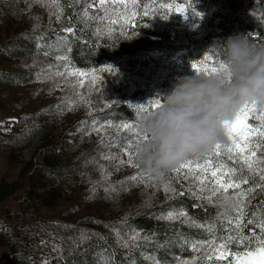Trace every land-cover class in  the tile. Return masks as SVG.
<instances>
[{
	"label": "rangeland",
	"instance_id": "rangeland-1",
	"mask_svg": "<svg viewBox=\"0 0 264 264\" xmlns=\"http://www.w3.org/2000/svg\"><path fill=\"white\" fill-rule=\"evenodd\" d=\"M57 4L56 0H46L44 4L35 3L34 0H0V187L5 186V192L0 194V199L9 195H21L25 186L29 190L33 184H37L35 194L41 197L37 198L38 204L47 203V208L54 216L71 223L81 220V225L103 232L112 241H117V231L121 237L127 239L133 230L129 232L120 221L127 220L129 216L142 214L148 209H155L160 215H167L168 212L178 213L166 204L172 193H166L163 186L169 178L159 175L155 168L141 167L146 172L145 182H133L131 176L137 173V169L127 163L118 165V160H107L103 156L115 155L127 161L128 156L122 151L127 143L123 137L134 138V134L126 130L121 131L115 141L119 146H111L108 143L101 145L102 137L117 134L113 128H108L106 132L88 134L92 121H98L100 124L107 122L99 114L107 109L105 103L113 100L114 90L111 86L114 83L115 87L131 100V105H146L150 100L157 98L161 101L164 97L157 93H169L178 82V77L194 76L196 73L191 64L202 60L206 55L187 48L140 52L115 61L111 66L116 72L110 78V74L105 75L98 69H80L89 73V76L84 78L83 87H73L80 78L66 79L57 75L58 71H64L65 62L56 59L58 55L64 54L60 40L62 36L56 35L53 42L38 39L41 37L38 30L53 31L58 27L56 16L60 9L56 7ZM141 4V0H137L138 7L132 9L129 5V11L138 13ZM160 5L173 7L164 9ZM177 8L181 7L174 3H165L164 0H145L144 4V10L162 14L166 12L168 19H164L165 23L181 36L197 24L203 13L196 11L202 14L197 16L185 9L181 14ZM109 15L115 18L111 11ZM97 22L105 29L117 27L107 21ZM120 23L127 26L123 19ZM8 41L12 42L4 46ZM18 49H22L24 54H18ZM92 70L104 77L101 92L90 83ZM14 74L24 75L25 80H17ZM136 93L146 97H136ZM260 108L256 106L257 110ZM83 121L87 123L82 124ZM25 127L32 131L42 129L50 136L53 144H69L65 149L62 148L60 160L67 167H76V173L57 179L49 190L41 189L40 177L37 174L28 176L31 166L25 163L21 150L14 145L16 140H9L15 132H20ZM24 135V132H21L20 136ZM220 144L221 152L224 153L229 144L225 135ZM210 150L201 154V157L208 156ZM257 155L259 156V152ZM137 158L138 156L134 157L136 163ZM89 159L92 161L87 162ZM212 159L215 164L229 163L223 154L219 159ZM149 169L151 176L147 175ZM182 171L187 173L188 170ZM113 175H117L115 181L110 180ZM28 178L31 180L29 185ZM177 179L178 182L175 183L180 182L183 186L196 190L191 179L185 180L183 175H179ZM2 189L0 188V192ZM204 195L209 193L205 192ZM213 200L228 204L233 215L238 207L232 201L224 202L220 196L214 197ZM174 244L175 247H180L179 244ZM191 255L176 258L169 255L168 263L165 264L193 260L197 263L203 260V250H192ZM9 260L10 255L4 243L0 241V262Z\"/></svg>",
	"mask_w": 264,
	"mask_h": 264
},
{
	"label": "trees",
	"instance_id": "trees-1",
	"mask_svg": "<svg viewBox=\"0 0 264 264\" xmlns=\"http://www.w3.org/2000/svg\"><path fill=\"white\" fill-rule=\"evenodd\" d=\"M56 1L63 8L58 27L53 31L40 29L39 36L53 42L56 35H67L61 31L62 28L75 24L77 36L80 39L72 40L71 52L67 55L72 66L79 69L100 71L105 65H112L121 58L140 52L185 50L186 48L206 56L218 53L219 58L224 60V42L229 36L240 34L251 37L249 40L253 44L264 45V0H164L165 3H174L189 11H191L189 7L191 5L195 11L203 13L197 24L187 29L181 36L169 28L165 20L161 18L162 13L150 10L149 12L154 14L143 17V12L147 10H144L145 0H141L139 15L135 18L140 24V27L135 29L139 34L134 38H124L119 36L118 32L111 37L104 35L97 38L94 35L96 27L104 31L107 29L101 27L97 21L86 18L78 22V18L73 15L74 12L82 11L84 0L73 7H69L71 0ZM69 17L72 18L71 23H69ZM144 23L148 26L143 27ZM125 28L131 36L132 29L128 28V25ZM81 29L83 31H80ZM11 42L8 41L4 46ZM18 50L20 51H17L18 54H24L22 49ZM62 52L64 54L66 52L65 45ZM102 73L109 75L107 72ZM14 75L19 81L25 80L24 75ZM108 77L110 78L111 75ZM111 87L114 90L112 102L119 103L114 107H107L99 114L100 117L114 123H130L140 132L137 110L134 106L129 107L131 100L115 87V83ZM157 94L160 97L166 95L165 93ZM135 96L146 97L140 93H136ZM21 132L25 134L23 137L20 136ZM49 137L42 129L32 131L29 127H25L9 138L10 142L16 140L14 145L21 150L25 163L31 166L28 176L37 174L41 179L40 188L44 191L53 188L57 179L77 171L76 167H67L60 160L62 148L65 149L69 144L63 145L60 142L53 144ZM190 158L203 160L201 155ZM91 161V159L87 160V162ZM140 162L141 160L137 158V163ZM140 167L150 168L144 163H141ZM165 176L170 178L173 172H168ZM116 178L117 175H113L110 180L115 181ZM29 184H31L30 178H28ZM252 185L253 181L250 180L248 185L243 186L247 188ZM172 186L177 192L184 190L185 195L175 196L166 204L178 212L185 211L191 222L181 224L179 220L158 219L162 215L155 209L145 210L142 214L135 213L127 220L120 221V224H123L129 232L135 230L140 232L141 236H155L154 241L133 251L131 256L128 254V249L119 247L117 241L107 238L103 232L81 225V220L71 223L54 216L47 208V203L38 204L37 198L41 197L35 194L37 184H33L29 190L25 186L21 195H9L0 199V241L4 243L10 255L9 261H2L0 264H103L101 254L110 256L112 253H115V256L111 264H128L130 259H135L136 264H151L145 256H154L160 264H165L168 263L169 255L173 258L192 256L191 243L200 239H211V235L198 225L215 224L217 233L224 235L225 233L220 231V222L224 217L233 215L232 209L228 204H221L220 201L213 200V203L209 204L206 201L196 200L187 191L189 188L180 182L175 183V180ZM0 188H3L0 194H3L5 186ZM253 196L245 210L247 213L245 222L252 218L253 213H256L258 218H264V192L256 190ZM194 204L202 206L193 207ZM244 231L248 233L247 228ZM178 238L189 241V244L175 247L174 241ZM156 241L161 245H164L166 241L173 243L160 248L156 246ZM140 243L144 244L142 241ZM141 252L145 256H142ZM195 264H207V262L201 260Z\"/></svg>",
	"mask_w": 264,
	"mask_h": 264
},
{
	"label": "snow or ice",
	"instance_id": "snow-or-ice-1",
	"mask_svg": "<svg viewBox=\"0 0 264 264\" xmlns=\"http://www.w3.org/2000/svg\"><path fill=\"white\" fill-rule=\"evenodd\" d=\"M35 3L44 4L46 0H34ZM81 2V0H71L69 7H73ZM129 5L132 9L138 7L137 0H84V8L82 11L74 12L73 15L78 18V22L87 20H95L101 23L107 21L109 24L117 27H109L106 31L100 27H96L94 35L99 38L107 35L109 37L116 35L124 38H134L139 32L135 29L140 27V24L135 20V17L139 13L135 11H129ZM51 6V5H50ZM60 9L56 16L59 21L63 15V8L59 4L56 5ZM161 8L169 9L173 5H160ZM194 15L200 16L201 13L195 11V8L189 5ZM178 11L183 14L185 9L177 8ZM114 14L109 15V12ZM91 13V15H90ZM149 11L143 12V17H148ZM163 19H168L167 13L161 14ZM69 23L72 22V18L69 17ZM123 19L127 23L128 28L132 29L131 36L124 24L120 23ZM87 26V25H86ZM146 23L143 27H147ZM62 32L67 35L60 38L61 43L66 46V52L63 55H58L56 59L58 61H64V71L57 72V75L68 77H78L79 82L73 87H83L84 78L89 76L79 68L72 66L71 61L67 53L71 52V43L73 39H80L77 36L76 25L61 29ZM80 31H83L81 29ZM251 39V37H247ZM42 39V37H38ZM87 43V41H85ZM257 45V44H255ZM40 47V45H38ZM47 54V53H46ZM193 71L196 74H202L205 76L214 75L217 72L225 71L227 65L223 59L219 58L218 53H214L212 56H204L202 60L193 62L191 64ZM51 67V66H50ZM59 67V66H58ZM101 72H107L110 75H114L116 69L111 65H105L100 70ZM90 83L93 84L99 92H101V82L104 80L103 76L97 75L95 70L91 72ZM82 95V94H81ZM160 99H153L146 105L136 104L129 105V107H135L137 113L155 109L160 104ZM119 102H106L105 107L111 108ZM71 110V107L69 108ZM252 121H258V123H252ZM87 123L83 121L82 124ZM108 128H113L117 135L111 137H102L100 140L101 145L108 143L111 146H119L115 143L117 136L121 131H128L134 134V138L125 136L123 139L127 141L123 146L122 151L128 156L127 161L119 159L117 156L104 155L103 158L107 160H118V165L127 163L129 166L137 169V173L131 176L133 182H145V170H142L140 165L143 163L134 162V157L139 156V143L141 140L147 138L145 134L139 132L132 124L124 123L122 125H113L111 121H107L104 124H100L98 121H92V127L88 134L91 132H106ZM81 129H78L80 131ZM224 135L227 137L229 144L224 153L221 152L222 145L217 143L211 150L208 156L203 158V161H196L193 159L184 160L179 167H176L173 172V176L169 178L168 182L164 184V191L166 193H172L169 199L175 198V196L185 195V191L177 192L176 188L172 186V182L175 180L178 182L177 177L183 175L185 180L191 179L196 186V190L193 191L191 187L187 189L189 194L196 200L206 201L209 204L213 203V198L216 196L222 197L224 202L232 201L238 207L235 209L234 215L224 217L220 222V231L225 233L219 235L216 231L217 226L215 224H203L198 225L204 228L210 235L211 239L202 240L191 243L193 251L203 250V260L207 264H264V218H258L256 213L252 214V218H249L245 222L247 215L246 208L251 203L250 198H254L253 193L256 190L264 192V108L256 109L255 103H251L243 106L234 116L231 121H225L224 123ZM259 152V156L257 155ZM226 155L229 163L215 164L212 157L219 159L221 156ZM187 169V173L182 170ZM158 171V170H157ZM147 175L151 176V170H147ZM161 175V174H159ZM162 176V175H161ZM258 178V179H257ZM253 181V185L247 188L243 185H248L249 181ZM146 186H149L146 184ZM232 190L231 192L229 190ZM108 191V189H105ZM93 191H95L93 189ZM207 192L209 195L205 196ZM202 205L194 204L193 207ZM161 220L175 221L179 220L181 224L191 222L188 214L181 210L178 213L168 212L167 215L158 217ZM194 223V222H193ZM252 226L249 228V226ZM248 229L246 234L244 229ZM257 229L259 230L257 232ZM117 244L119 247L128 249V254L131 256L132 252L139 250L142 246H146L148 242L155 240V236H141L140 232L133 230L132 234L125 240L120 236V233L116 232ZM101 239H103L101 237ZM140 241L144 242L142 245ZM170 241H166L164 245L159 244L156 241L157 247H166ZM174 243L179 244L181 247L189 244V241L183 238H178ZM235 246V250H233ZM242 249V250H241ZM142 256H145L141 252ZM115 253L110 256H104L101 254L103 264H111L114 261ZM145 259L149 260L151 264H160L154 256H145ZM128 264H136L135 259L128 260ZM178 264H195V261H178Z\"/></svg>",
	"mask_w": 264,
	"mask_h": 264
},
{
	"label": "clouds",
	"instance_id": "clouds-1",
	"mask_svg": "<svg viewBox=\"0 0 264 264\" xmlns=\"http://www.w3.org/2000/svg\"><path fill=\"white\" fill-rule=\"evenodd\" d=\"M225 71L181 76L155 109L138 114L147 136L138 158L161 175L190 157L199 156L224 139V123L245 105L264 108V45L246 35L224 42Z\"/></svg>",
	"mask_w": 264,
	"mask_h": 264
}]
</instances>
